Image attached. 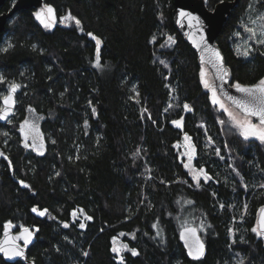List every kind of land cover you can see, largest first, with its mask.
Here are the masks:
<instances>
[{"label":"trees","instance_id":"trees-1","mask_svg":"<svg viewBox=\"0 0 264 264\" xmlns=\"http://www.w3.org/2000/svg\"><path fill=\"white\" fill-rule=\"evenodd\" d=\"M43 4L80 23L47 28L37 8L21 9L2 32L0 106L10 85L20 87L15 115L0 122V235L9 221L32 226L33 264H264L253 231L264 205V145L224 133L204 65L174 23L173 0ZM250 13L264 17V0H239L217 40L239 84L264 79V44L254 42L247 56L235 47ZM168 37L170 48L159 47ZM27 107L44 116L41 151L22 144ZM185 134L206 182L196 184L180 159L175 145ZM78 208L91 218L84 228L72 214ZM189 223L208 244L201 260L189 259L178 239ZM120 232L135 233L124 240L138 253L123 261L112 251ZM0 264L25 263L0 255Z\"/></svg>","mask_w":264,"mask_h":264},{"label":"water","instance_id":"water-1","mask_svg":"<svg viewBox=\"0 0 264 264\" xmlns=\"http://www.w3.org/2000/svg\"><path fill=\"white\" fill-rule=\"evenodd\" d=\"M6 0H0V39L2 32L5 29L7 21L11 16H13L17 11L21 9H30V8H40L43 6V0H15L12 7L9 10L3 11L2 6L4 5ZM173 19L176 27L181 31L185 40L191 45V47L195 50L198 60L201 64L206 67L211 73L212 80L210 81V85L214 87L219 94V96L232 108L236 109L242 115L248 116L252 118V120L259 123V117L249 116L244 112L243 109L239 108L233 100L251 101V98L247 96L245 93H242L236 89L231 75L230 67L227 64L225 54L218 44V37L221 33V30L224 26L225 21L228 16L231 14L232 9L238 4L239 0H222L218 2L214 8H209L205 0H173ZM181 12L187 14L185 16H181ZM190 17H194L197 19H191ZM218 51L220 56L222 57L223 67L227 69V75L221 78V73L217 71V68L211 62L216 60L214 56V52ZM216 63L220 62L216 60ZM259 82L252 84H240L244 87H253L257 85ZM17 85V84H16ZM19 89V88H18ZM18 89L14 93L15 105L10 110V114L6 119H0L1 123H6L12 116L15 115V110L17 106V93ZM8 92L3 96H8ZM3 97L1 98V107L0 109L5 108L3 103ZM230 97L232 99H230ZM41 136V134H40ZM28 145L27 148H32L37 151H41L43 149V140L41 136V140L39 145H31L27 143V140H24V146ZM264 208V205L261 206L260 209ZM259 209L257 215V229L260 237L264 241V234H261V220L264 218V213H261ZM7 224V223H6ZM3 227L2 233L0 235V246L8 248L9 251H0V255L8 262L22 261L25 264H33L32 260L29 258V248L33 243H35L37 239V232L32 226H25L19 229L15 227H11L8 231V236H5V225ZM12 224V223H11ZM13 225V224H12ZM23 228H28L32 232V237L29 243L25 244L24 240L21 238L19 240H15L14 237L21 236L23 232ZM185 228H195L196 233L195 236H192L190 233L185 232ZM183 235V238H182ZM200 244L203 245V255L199 259H194L189 255L190 247L194 248L198 247L196 244V240ZM178 239L180 243L183 245L186 255L191 260H201L205 258L208 252V244L201 232V229L196 223L185 224L180 227L178 232ZM7 241V242H5ZM15 245V247H12ZM22 249L23 256L14 255L15 250Z\"/></svg>","mask_w":264,"mask_h":264},{"label":"snow or ice","instance_id":"snow-or-ice-1","mask_svg":"<svg viewBox=\"0 0 264 264\" xmlns=\"http://www.w3.org/2000/svg\"><path fill=\"white\" fill-rule=\"evenodd\" d=\"M47 13H48V17H51L53 20L55 19L54 9L52 7L47 6ZM36 15H37V19H40L41 23H44L45 27H51L52 26V24L48 21V17H45L42 12L37 13ZM185 15H187V14L181 12V16H185ZM190 18L191 19H197L194 17H190ZM63 19L64 20H75V18L72 17L70 13L67 16L63 17ZM261 19H264V17H262ZM75 23L77 25H79L80 22H79V20H75ZM253 23H255V22H253ZM247 31L250 32L253 36L256 35L255 30L252 28H248ZM261 35H264V32H262ZM153 39L155 40V38H153ZM168 40L172 41L174 43V40L172 37H168ZM258 42L260 44H264V39H260V40H258ZM99 44H100V41L97 39V66L98 67L100 66ZM249 51H250V49H245V50H243V52H241L239 48L237 49L238 54H243L245 56L248 55ZM214 56H215L216 60H218L220 63L217 64L216 60H213L211 62L217 68V71L222 74L221 78H223L224 76L227 75V69L223 67L222 57L220 56L218 51L214 52ZM202 75H203V73H202ZM0 81H3V77H0ZM205 86L208 87L207 82H205ZM234 86L236 87V89L238 91L245 93L247 96H249L251 98V101L245 102V101L233 100V102L239 108L243 109L244 112L247 113L249 116L259 117V125L253 124L251 122V120H245V121L236 120V118L233 116V114L231 112L228 113L229 116H232V118L234 120H236V123L242 129V135L245 138L253 136V137H258L261 140H264V79L260 80L259 83L253 87H244V86H241L240 84H235ZM19 87H20L19 85H16L14 83L12 85H10L9 95L3 97V103L5 105V108L0 109V119H6L7 116L10 114V110L15 105L14 93L16 92V90ZM212 93H213V102L216 104H219L221 108H224L222 101L216 96V91H215L214 87L212 88ZM230 99H232V98L230 97ZM184 107L187 109L188 105H184ZM225 110L227 111V109H225ZM173 123L177 124L178 127L182 126L180 121H173ZM221 123H223V121H221ZM24 124L26 126H28L29 133L36 131L35 126L30 125L29 121L26 120L24 122ZM21 130L24 131L23 128ZM29 133H26V138H27V135ZM5 135H7V133H5ZM35 139H36V137L33 136V143H35ZM185 139L188 140L190 138L187 135H185ZM25 146L27 147L28 145L26 144ZM192 147L194 150V145ZM0 155H2V153H0ZM188 159H189V161H191L193 159V155L191 153L188 154ZM185 167H188V165L186 164ZM201 176H203L204 179H209L206 172L203 169H201L199 172L194 174V178L197 180V183H199ZM23 183L24 182L21 181V184H23ZM25 186H27V185H25ZM32 211L36 212L37 209L33 208ZM46 212H47V209H44L39 214L44 215ZM260 212L264 213V208L260 209ZM89 219H91V218L89 217ZM11 227H14V225H12L11 222L9 221L5 225V236H6V238L8 236V231ZM65 227H67V225H65ZM80 227L83 228V227H85V225L80 224ZM261 229H262L261 234H264V218H262V220H261ZM253 231H256V229H253ZM185 232L190 233L192 236H195L196 229L195 228H185ZM31 237H32L31 230L28 228H23L22 235L14 237V239L19 240L22 238L24 240V243L27 244L30 242ZM182 238H183V235H182ZM5 242H7V241H5ZM114 243H115V240H114ZM196 244L198 245V247H195L194 250L192 247H190L189 255L192 256L194 259H199L203 255V245L199 243L198 238L196 240ZM12 247H15V245H13ZM124 249L131 251L132 255L138 254L135 249H128L127 244H123L121 246V248H117L114 246L112 248V251L114 253H120ZM0 251L8 252L9 249L5 248L3 246H0ZM23 254L24 253H23L22 249H17L14 252V255H18V256H23ZM84 255H87V253H84ZM120 259H121V261H123L122 256H120ZM241 264H242V262H241Z\"/></svg>","mask_w":264,"mask_h":264},{"label":"rangeland","instance_id":"rangeland-1","mask_svg":"<svg viewBox=\"0 0 264 264\" xmlns=\"http://www.w3.org/2000/svg\"><path fill=\"white\" fill-rule=\"evenodd\" d=\"M47 6H50V5L43 4L42 7L38 8L36 10V14L42 12L45 17H48ZM68 14L69 13H67L66 15L60 17L59 19L56 18L55 14H54L55 19L53 20L51 17H48V21L52 24V26L56 22H61V23H64V24H71L75 20H64L63 19V17L67 16ZM250 15L251 16H250L249 21H247L246 23H244L243 28L238 31V34H237L238 37L235 40L236 50L239 48L241 52H243V50H245V49H250L251 50V48L253 47L254 42H258V40L264 39V35H261V33L264 32V21L261 19V17L258 14L255 15L254 13H250ZM253 22H255V23H253ZM43 25H44V23H43ZM51 27H47V28H51ZM248 28L254 29L255 32H256V35L253 36L250 32H248L247 31ZM172 44H173V42L172 41H169L167 39L159 47L168 49V48H170V46ZM93 64H94V66H96L99 69L103 68L101 62H100V66L99 67L97 66V54L95 56V59H94ZM202 73H203V75H202ZM201 78H202V81H203L204 84H205V82L209 83L212 80L211 73L209 72V70L206 67H204L201 70ZM210 91H211L212 100H213L212 87H211V90ZM215 91H216V89H215ZM216 96L222 101V103L224 105V108H221L219 104H216V103L213 102L214 105H215L216 112L218 113L220 125H221L224 133H226V134L227 133L228 134H237V135L241 136L244 139H256V140L260 141L264 145V140H261L258 137L250 136L248 138H245L242 135V129L237 125L236 120H239V121L251 120V122L253 124H257V125H259V123L256 122V121H254V120H252V118H250L248 116L242 115L236 109H234L231 106H229L219 96V94L217 93V91H216ZM225 109H227V111ZM229 112H231L233 114V116L236 118V120H234L232 118V116H229V114H228ZM50 115L53 117L54 116V112H51ZM24 118L27 121H29V124L30 125L36 126L38 124V122L40 120H42V118H44V116L42 114L36 113V111L32 107H28L27 115ZM176 121H180V120H176ZM221 121H223V123H221ZM175 125H177V124H175ZM19 128H20V126L18 124V130H19ZM27 133H29L28 126H27ZM34 133L35 132H30L29 134L32 135V136H34ZM185 135H187V134H185ZM185 135L183 136L182 140L179 141V142H177L176 145H175L176 149L179 152L180 159H182V161L184 162V166L186 164L188 165V167H185V168L188 170L190 176L192 177L193 181L196 184H199L202 181H205L206 182V181H208L211 178L207 173L206 174L209 177V179H204V177L201 176L200 177V180H199V183H197V180L194 178V174L195 173L199 172L201 169H203L205 171V169L204 168H198L195 165L194 160H195V157H196V147H195V145H194V143L192 141V138L189 135H187L190 139L186 140L185 139ZM36 138L39 139V137H36ZM27 143L31 144V141H29ZM193 145H194V150H193V147H192ZM0 153H2L1 149H0ZM189 153H191L193 155V159L191 161H189V159H188V154ZM2 156H3V153H2V155H0V157H2ZM37 212L40 213L41 211H37ZM72 214H73V217L76 220H79L80 224L86 225V222L89 219V216L85 213V211L83 209H81V208L75 209V210H73ZM255 229H256L257 234L259 235V232H258L257 227H255ZM125 235L134 237L135 236V233L134 232H131V233L120 232L118 235H116V236H114L112 238V248L114 246L117 247V248H121V246L123 244H127L128 245V249H134V248H131L129 246V244L124 240V236ZM114 240H115V243H114ZM127 251H129V250L124 249L120 253H116V254L118 255L119 258H120V256L124 257V254ZM136 252H137V250H136Z\"/></svg>","mask_w":264,"mask_h":264},{"label":"flooded vegetation","instance_id":"flooded-vegetation-1","mask_svg":"<svg viewBox=\"0 0 264 264\" xmlns=\"http://www.w3.org/2000/svg\"><path fill=\"white\" fill-rule=\"evenodd\" d=\"M16 111V110H15ZM27 111H28V107H27ZM27 111H26V115H27ZM25 115V116H26ZM26 121V119L25 118H22L21 119V121L19 122V126H20V128H19V131H20V135H21V139H22V144H24V140H27V142H29V141H31V145H34V144H36V145H39V142H40V140H41V136H40V134H39V123H40V121L38 122V124L35 126V129H36V131H35V133H34V136L35 137H39V139H35V143H33V136L32 135H30V134H28L27 135V138H26V133H27V126L24 124V122ZM24 129V131H22L21 129ZM38 142V143H37ZM24 146V145H23ZM26 147V146H25ZM27 148V147H26Z\"/></svg>","mask_w":264,"mask_h":264}]
</instances>
